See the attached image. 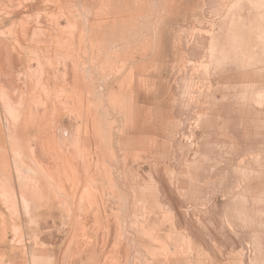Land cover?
I'll use <instances>...</instances> for the list:
<instances>
[{
	"label": "rangeland",
	"instance_id": "obj_1",
	"mask_svg": "<svg viewBox=\"0 0 264 264\" xmlns=\"http://www.w3.org/2000/svg\"><path fill=\"white\" fill-rule=\"evenodd\" d=\"M5 90L0 264H264V0H0ZM25 111L76 164L43 197Z\"/></svg>",
	"mask_w": 264,
	"mask_h": 264
},
{
	"label": "crops",
	"instance_id": "obj_2",
	"mask_svg": "<svg viewBox=\"0 0 264 264\" xmlns=\"http://www.w3.org/2000/svg\"><path fill=\"white\" fill-rule=\"evenodd\" d=\"M5 96L3 100H0V193L7 197L9 196L10 201V190L12 187L11 184V173H12V131L13 127H11L12 117L6 114V109L12 106L11 93L6 91L4 92ZM24 103V105H23ZM32 104L31 100H23L21 101L22 107L26 108ZM3 109V110H2ZM25 113V114H24ZM10 121H9V120ZM19 121L16 124V138L20 141V149L22 152L21 155L26 157L25 164L27 167H30V170L33 171L30 175L35 179V186L38 189L39 196L43 197L45 193V189L48 188L45 182L44 171H48L49 167L53 170L54 168L58 172V180H62V173L67 168V164L69 167L68 171L76 170V164L73 159L66 155V151H64L61 145L55 144L54 140L57 138L60 139V132L56 133L53 129L50 128L49 131H46L45 127H49V125L45 126V121H43L39 116L33 117L28 115V112H21L19 116ZM4 120V121H3ZM20 125V126H19ZM19 126V127H18ZM22 126V127H21ZM57 129H60L59 127ZM86 130L88 132L89 130ZM68 130H66V133ZM83 134L85 131H82ZM66 135V134H64ZM12 139H11V137ZM76 140V137L74 138ZM48 141L45 145L51 148V152L49 158L44 159L45 150L43 149V141ZM51 141H53L51 143ZM77 144V143H76ZM60 148L58 149V147ZM70 153V150H69ZM44 160H48L46 163V167L44 166ZM73 166V168L71 167ZM41 167V169H39ZM81 169V168H80ZM77 171V170H76ZM9 177V179H8ZM10 180V181H9ZM58 183V182H57ZM60 183V182H59ZM59 186V184H58ZM50 187V186H49ZM54 188V185L52 186ZM43 200V199H42ZM3 199H1L0 194V242L5 241V238L10 236L11 234V216L8 210L6 209L5 204L3 203ZM46 203V202H44ZM56 206L59 205V197L55 200Z\"/></svg>",
	"mask_w": 264,
	"mask_h": 264
},
{
	"label": "bare ground",
	"instance_id": "obj_3",
	"mask_svg": "<svg viewBox=\"0 0 264 264\" xmlns=\"http://www.w3.org/2000/svg\"><path fill=\"white\" fill-rule=\"evenodd\" d=\"M8 120H9V119H8ZM3 121H4V120H3ZM9 121H10V120H9ZM19 122H20V121H19ZM21 122H22V121H21ZM21 122H20V123H21ZM19 126H20V125H19ZM19 126H18V127H19ZM21 127H22V126H21ZM10 137H11V136H10ZM11 139H12V137H11ZM0 180H1V179H0ZM9 181H10V180H9ZM12 182H13V181H12ZM15 191H16V190H15ZM15 191H14V192H15ZM25 191H26V190H25ZM34 192H35V191H34ZM19 193H20V192H19ZM19 193H18V194H19ZM22 194H23V193H22ZM23 195H25V194H23ZM22 197H23V196H22ZM19 198H20V197H19ZM20 200H21V199H20ZM22 202H23V201H22ZM23 203H24V202H23ZM25 203H26V201H25ZM27 203L29 204V202H27ZM19 233H20V232H19ZM23 240H24V239H23ZM26 247H27V246H26Z\"/></svg>",
	"mask_w": 264,
	"mask_h": 264
}]
</instances>
